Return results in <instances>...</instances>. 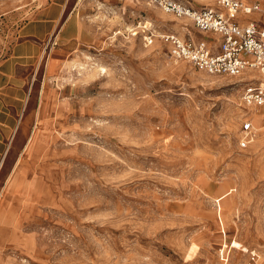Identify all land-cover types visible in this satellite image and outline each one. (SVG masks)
I'll return each instance as SVG.
<instances>
[{
	"label": "rangeland",
	"instance_id": "374dc122",
	"mask_svg": "<svg viewBox=\"0 0 264 264\" xmlns=\"http://www.w3.org/2000/svg\"><path fill=\"white\" fill-rule=\"evenodd\" d=\"M62 1L54 32L30 37L36 146L0 169V264H247L251 249L264 264V128L242 83L146 45L142 24L194 30L141 0H0V64Z\"/></svg>",
	"mask_w": 264,
	"mask_h": 264
},
{
	"label": "built area",
	"instance_id": "2783aa9c",
	"mask_svg": "<svg viewBox=\"0 0 264 264\" xmlns=\"http://www.w3.org/2000/svg\"><path fill=\"white\" fill-rule=\"evenodd\" d=\"M141 1L187 19L194 30L180 35L142 24L144 43L158 40L174 60L188 62L210 75L236 78L242 83L241 103L260 115L264 128V5L256 0ZM259 128L254 116L243 120L237 137L240 150L249 147ZM247 264H261L255 249L247 251Z\"/></svg>",
	"mask_w": 264,
	"mask_h": 264
},
{
	"label": "crops",
	"instance_id": "0c3cea01",
	"mask_svg": "<svg viewBox=\"0 0 264 264\" xmlns=\"http://www.w3.org/2000/svg\"><path fill=\"white\" fill-rule=\"evenodd\" d=\"M63 2L44 6L39 15L30 19L22 28L26 39L18 42L4 64H0V169L7 163L14 170L21 156L14 160L12 154L24 153L36 146L35 129L27 114V99L29 81L38 68L44 50L30 37L44 41L54 32L63 15ZM55 57L53 55L51 61L54 62ZM55 65V62L49 65L48 72L51 73ZM42 103L41 99L37 103V115L45 110L47 103L44 102V106Z\"/></svg>",
	"mask_w": 264,
	"mask_h": 264
}]
</instances>
